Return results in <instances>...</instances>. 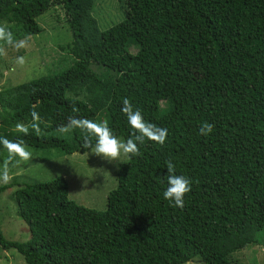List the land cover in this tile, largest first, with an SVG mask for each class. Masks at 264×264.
<instances>
[{"label": "trees", "instance_id": "obj_1", "mask_svg": "<svg viewBox=\"0 0 264 264\" xmlns=\"http://www.w3.org/2000/svg\"><path fill=\"white\" fill-rule=\"evenodd\" d=\"M118 1L122 20L101 30L94 0H0V24L13 23L26 40L41 30L38 15L62 8L73 55L57 74L0 88V136L84 151L79 129L57 131L75 105L126 140L125 97L168 129L164 144L146 139L139 156L119 164L103 210L70 199L63 176L0 186L18 185L30 232L18 241L0 231V246L28 264H239L235 252L264 247V0H134L135 9ZM33 110L41 132H18ZM204 121L215 125L208 136L199 133ZM7 156L0 145V162ZM169 160L192 180L182 209L163 197Z\"/></svg>", "mask_w": 264, "mask_h": 264}, {"label": "rangeland", "instance_id": "obj_2", "mask_svg": "<svg viewBox=\"0 0 264 264\" xmlns=\"http://www.w3.org/2000/svg\"><path fill=\"white\" fill-rule=\"evenodd\" d=\"M131 5L133 9L136 8L134 0H131ZM124 11L118 0H94L91 15L102 30L122 20ZM35 20L41 30L28 36L27 40L26 36L20 35L13 23L3 22L12 29L16 40H26L27 44L18 51L5 45L7 54L0 56V88L14 86L44 75L57 74L72 65L73 55L68 47L72 41V34L64 19L62 8L52 6ZM18 56L25 57L23 65L16 63ZM193 73L197 78L203 76L199 67L193 68ZM27 147L33 154L32 159L25 162L17 157L16 165L10 169V174L18 183L44 182L63 176L69 184L70 199L88 208L105 209L108 193L117 186L116 162L109 163L85 149L71 154H60L56 149L47 152L44 149ZM126 158L121 157L123 161ZM2 164L3 162H0V165ZM4 184L0 183V186ZM17 187L18 185L14 184L0 190V231L10 240L26 241L30 232L18 214L13 195ZM234 256L240 257L239 264H264V247L250 246L248 249L240 250V253L235 252ZM0 264L28 263L16 249H3L0 246ZM184 264L201 263L193 259Z\"/></svg>", "mask_w": 264, "mask_h": 264}, {"label": "clouds", "instance_id": "obj_3", "mask_svg": "<svg viewBox=\"0 0 264 264\" xmlns=\"http://www.w3.org/2000/svg\"><path fill=\"white\" fill-rule=\"evenodd\" d=\"M0 56L6 55V46L15 48L17 51L26 47V40H16L13 32L7 23L0 24ZM16 63L23 65L25 57L18 56ZM121 111L125 114L127 122L132 129L130 136L126 139H120L109 126L107 120H92L78 115V109L73 105V115H69L67 122L58 126L57 131L62 134H68L75 129H79L82 134V149L90 150L91 153L98 157L107 160L109 163L116 162L117 167L120 163H124L121 159L124 157L139 156L140 145L145 143V140H150L159 144H164L168 136V129L159 126L151 121L145 120L141 110L134 107L129 98L125 97L122 100ZM32 122L30 125L17 123L16 130L25 135L29 134L31 128L36 134L41 132V118L39 114L33 110L31 112ZM215 125L204 121L199 133L203 136H208ZM93 139L95 143H93ZM0 145H2L8 153L7 159L0 165V183H9L13 177L10 174L9 164L13 159L19 158L22 161L32 159V152L28 150L23 139H9L0 136ZM167 168V188L163 192L165 200L171 202L173 207L183 208L185 206V195L191 191L192 180L182 174L176 173L175 164L169 160L166 161Z\"/></svg>", "mask_w": 264, "mask_h": 264}]
</instances>
